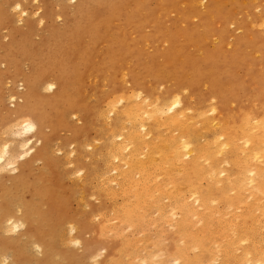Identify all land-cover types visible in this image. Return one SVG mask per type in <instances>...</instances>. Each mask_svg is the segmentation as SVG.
<instances>
[{
    "label": "bare ground",
    "instance_id": "obj_1",
    "mask_svg": "<svg viewBox=\"0 0 264 264\" xmlns=\"http://www.w3.org/2000/svg\"><path fill=\"white\" fill-rule=\"evenodd\" d=\"M30 1L0 0V264H264V0Z\"/></svg>",
    "mask_w": 264,
    "mask_h": 264
},
{
    "label": "rangeland",
    "instance_id": "obj_2",
    "mask_svg": "<svg viewBox=\"0 0 264 264\" xmlns=\"http://www.w3.org/2000/svg\"><path fill=\"white\" fill-rule=\"evenodd\" d=\"M27 1V3L28 4H26V6H27V9L28 10H34L35 8V4H33V1H30V0H26ZM51 2H53V1H57V0H50ZM259 4H261V6L262 7H264V2H261V3H259ZM55 9H56V7H55ZM225 10H226V8H224ZM256 10L253 8L252 10H251V12L252 13H254ZM173 17V16H172ZM172 17H169V18H172ZM236 20H239V19H241V16L240 15H235V17H234ZM33 19L35 20L36 19V16L35 17H33ZM229 29V28H228ZM38 30V29H37ZM230 30V29H229ZM2 34H5V31L3 32L2 31ZM251 34V36H253V37H259V38H262V39H264V33H259V34H255L254 32H251L250 33ZM236 35V34H235ZM36 40V37H34V41ZM85 88H86V91L88 92L89 91V88H88V86H85ZM91 102H92V100H90ZM93 104V103H92ZM10 106V105H9ZM70 124L73 126V127H77V126H80V122L79 121H77V116L75 117V118H73V117H71L70 118ZM94 132H92L90 135H89V137H90V139L93 141L95 138H94V134H93ZM58 135H59V138L57 139V140H55L56 141V143L58 144L57 146H56V144H52L53 146H51V151L53 152V156L54 157H56V158H60V160H61V165H60V171L61 172H63V174H64V184H66V185H70V184H72V182L73 181H75L76 182V180L81 176V175H85L86 174V169H84L86 166H88L87 164L89 163V165H91V164H93V160L91 161V159H89V158H86L85 159V163L83 164V165H80L79 163H75L74 165L73 164H70V165H68V162L66 163V161H67V159H62V156H59L60 154H63V152L61 153V151H60V153L58 152L59 150H61L62 149V146H68L69 148H67V150H66V148H63L64 149V153L66 154V152L65 151H70V149L72 150V146H75V145H72V144H68L69 143V141H68V138L70 137V132L68 131V130H63V131H60L59 133H58ZM27 138V136H25V135H21L20 137H18V138H16L15 140L16 141H18V140H25ZM0 139L1 140H4V142H12V138H11V136H7V133L6 132H3V133H1L0 134ZM14 142V141H13ZM54 143V142H53ZM66 144V145H65ZM98 144V145H97ZM101 144H103L102 142H100V141H97V140H95L94 142H93V145L94 146H100ZM71 147V148H70ZM63 149H62V151H63ZM86 152H87V150H86ZM90 151H89V149H88V152L87 153H89ZM64 154V156H63V158L64 157H66V155ZM75 156V155H74ZM99 162V161H98ZM96 163V164H94L95 166H99V163ZM87 163V164H86ZM40 166V167H39ZM39 167V169L41 168V165L40 164H38L37 165V168ZM78 167V168H77ZM74 169V170H73ZM78 169H81V173H80V175L79 176H77L78 174L76 173V171ZM74 172H73V171ZM65 180H66V182L67 183H65ZM74 182V183H75ZM75 184H77V182L75 183ZM91 186H93L92 184H91ZM72 187V186H71ZM70 187V188H71ZM92 188V187H91ZM86 189H88V188H86ZM73 190V192H74V197H73V199L70 201V206H71V210L72 211H75V212H82L84 209H83V202H81L77 197L79 196V191H77V190H74V189H72ZM89 190V189H88ZM94 192V191H93ZM92 193V191L91 190H89V192H88V196H87V198H86V201L88 200V201H90L89 202V206H90V208L91 209H93V210H97V207H99L100 206V201H98L97 199H98V197H95V199H93V196L91 197L93 200H89V195ZM78 195V196H77ZM90 198V199H91ZM97 198V199H96ZM100 200V199H99ZM91 204V205H90ZM87 211H89V208H87ZM94 222V221H93ZM92 222V223H93ZM146 233H147V231H146ZM146 233L144 232V233H140L141 234V236L142 237H144L145 235H146ZM140 234H138V236L140 235ZM138 236H137V238H138ZM140 236V237H141ZM149 236V237H148ZM150 236H151V234H147L146 235V239H148V238H150ZM88 237V238H87ZM86 237V239H87V241L88 242H90V236L88 235ZM136 237V236H135ZM167 238V239H166ZM138 239H140V238H138ZM164 240V241H163ZM65 241H69L68 240V238H66L65 239ZM109 241V240H108ZM166 241V242H165ZM162 244H161V243ZM155 243L156 244H158L157 246H158V248L159 249H161V250H163L164 249V246H165V248H166V246H168V244H169V242H168V236H163V237H161V238H159L158 239V241H157V239L155 240ZM83 244H84V242H82L81 241V248H80V246L79 247H74V248H72L71 246H68L67 245V243H66V246H65V249L66 250H72L73 252H76V253H82V252H86V250H85V248H84V246H83ZM94 245V244H93ZM96 245H94V247H95ZM160 246V247H159ZM103 247V246H102ZM77 249V250H76ZM97 249H101V247H99V248H97ZM147 250H150V248L148 247V248H146V250L145 249H139L138 251H137V258H138V260H139V262L137 263V264H147V263H142V260L141 259H143L145 256H146V252H147ZM154 250H156V249H154ZM154 250H152V252L154 251ZM157 251V250H156ZM155 252V251H154ZM156 257H157V253H154V255H153V258L154 259H156ZM145 259V258H144ZM143 259V260H144ZM103 261H104V259H101L100 260V264H102L103 263ZM73 264H76V261H71ZM3 263V262H2ZM9 263V260H7L5 263H3V264H8ZM84 264H89V263H84ZM160 264H171V261H169V260H167L166 259V261H164L163 263H162V260L160 259Z\"/></svg>",
    "mask_w": 264,
    "mask_h": 264
},
{
    "label": "clouds",
    "instance_id": "obj_3",
    "mask_svg": "<svg viewBox=\"0 0 264 264\" xmlns=\"http://www.w3.org/2000/svg\"><path fill=\"white\" fill-rule=\"evenodd\" d=\"M55 87H56V85H55V84H52V85H51V89H50V90H54V89H55ZM73 118H75V115L73 116Z\"/></svg>",
    "mask_w": 264,
    "mask_h": 264
}]
</instances>
